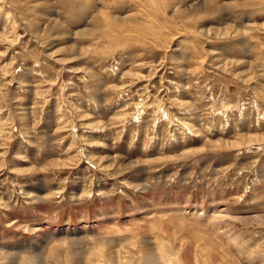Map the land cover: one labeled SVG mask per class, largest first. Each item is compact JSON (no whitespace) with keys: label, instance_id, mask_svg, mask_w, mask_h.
<instances>
[{"label":"rangeland","instance_id":"374dc122","mask_svg":"<svg viewBox=\"0 0 264 264\" xmlns=\"http://www.w3.org/2000/svg\"><path fill=\"white\" fill-rule=\"evenodd\" d=\"M0 264H264V0H0Z\"/></svg>","mask_w":264,"mask_h":264}]
</instances>
